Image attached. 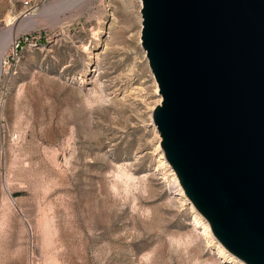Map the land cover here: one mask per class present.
Instances as JSON below:
<instances>
[{
    "label": "rangeland",
    "instance_id": "374dc122",
    "mask_svg": "<svg viewBox=\"0 0 264 264\" xmlns=\"http://www.w3.org/2000/svg\"><path fill=\"white\" fill-rule=\"evenodd\" d=\"M33 13L13 52L30 14L0 0V264H208L157 150L139 0Z\"/></svg>",
    "mask_w": 264,
    "mask_h": 264
},
{
    "label": "water",
    "instance_id": "95a60500",
    "mask_svg": "<svg viewBox=\"0 0 264 264\" xmlns=\"http://www.w3.org/2000/svg\"><path fill=\"white\" fill-rule=\"evenodd\" d=\"M167 161L215 238L264 264V0H142Z\"/></svg>",
    "mask_w": 264,
    "mask_h": 264
},
{
    "label": "bare ground",
    "instance_id": "6f19581e",
    "mask_svg": "<svg viewBox=\"0 0 264 264\" xmlns=\"http://www.w3.org/2000/svg\"><path fill=\"white\" fill-rule=\"evenodd\" d=\"M139 2H140V9H142V7H143L142 0H139ZM48 10H52V7L45 9V11H48ZM36 14L37 13H32L29 16L24 15L22 17V20H19L17 22H16L17 18H12L11 20H9L8 24L11 25V28L4 38V45L7 46L8 44L12 43L16 39L17 34H19L21 27L25 26L26 24L32 23ZM98 60H99V54H97V62H95V67L92 70V72H98V64H99ZM2 63H4V61ZM156 88H157V92H158L159 86L157 83H156ZM161 103H162V96L160 95V98L158 99L157 104L161 105ZM155 129H156V133L158 135L157 150L159 151L160 161H161L162 165L166 166L168 168V170L170 171V175L172 177L173 183L176 185V188H177V191H175V193H173V194L176 197H178L176 200L180 203V206L185 208L186 210L189 209L190 213H191L190 223H189L191 228L186 235L187 240L189 242H191V240L194 239V241H196L198 245L205 243L206 249H209L211 251L213 250V255L215 256V258H210L208 260V264H245L244 262H242L238 258L232 256L224 248V246L220 242H218V240L215 238V236L212 232L211 225H210L209 221L206 220L200 214V212H198V210L195 208L193 203L190 201L189 197L186 194L185 189L182 187V185L180 183V180H179L175 170L172 168V166L170 165V163L167 161V159L165 157V153H164V150L162 148V137H161L158 129L156 127H155ZM171 198H173V196H171Z\"/></svg>",
    "mask_w": 264,
    "mask_h": 264
},
{
    "label": "built area",
    "instance_id": "2783aa9c",
    "mask_svg": "<svg viewBox=\"0 0 264 264\" xmlns=\"http://www.w3.org/2000/svg\"><path fill=\"white\" fill-rule=\"evenodd\" d=\"M51 0H23L24 6L26 8V14H31L37 10H39L42 6L48 4ZM34 39L30 41V38H26L24 41L21 40V37L15 39L14 44L12 46L13 52H17L19 48L23 49V44L26 42H33ZM19 135L14 136V140H17ZM30 264H38L36 261H31Z\"/></svg>",
    "mask_w": 264,
    "mask_h": 264
}]
</instances>
